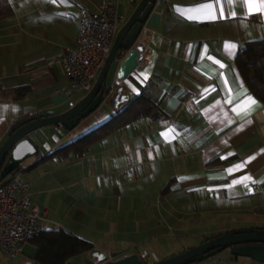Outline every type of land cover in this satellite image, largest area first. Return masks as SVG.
<instances>
[{
    "label": "crops",
    "instance_id": "1",
    "mask_svg": "<svg viewBox=\"0 0 264 264\" xmlns=\"http://www.w3.org/2000/svg\"><path fill=\"white\" fill-rule=\"evenodd\" d=\"M9 2L14 14L0 22V149L16 122L60 115L82 99L69 96L59 59L77 45L78 4L96 10L102 0ZM123 2L132 14L137 5ZM262 4L158 0L143 28L142 60L125 80L114 64L107 84L130 100L149 97L166 118H140L85 156L64 160L42 161L113 117L111 102L71 131L53 125L29 135L39 153L18 175L30 183L43 229H63L94 246L70 264H98L96 250L112 261L135 254L153 264L201 237L264 229V103L236 65L242 44L264 38ZM248 96L258 103L246 111ZM0 264L35 263L4 256ZM192 264L261 263L226 250Z\"/></svg>",
    "mask_w": 264,
    "mask_h": 264
},
{
    "label": "water",
    "instance_id": "2",
    "mask_svg": "<svg viewBox=\"0 0 264 264\" xmlns=\"http://www.w3.org/2000/svg\"><path fill=\"white\" fill-rule=\"evenodd\" d=\"M157 2L158 0H139L131 17L116 34L110 56L94 88L87 96L60 115L29 116L11 127L8 139L0 149V184L14 172H19L25 161L38 155L39 149L29 138L30 134L53 125H62L71 131L82 120L107 103L104 100V93L108 87L107 81L113 65L118 63L117 79L125 80L143 58L144 44L141 40L143 28ZM122 55L126 56L121 59ZM112 85L115 86L114 83ZM129 101L130 96L124 94V89L119 87L108 102H111L114 108L119 109L121 105ZM226 250L233 256L250 258L264 264V229L245 228L227 232L153 264H192L205 261ZM92 255L98 264H143L135 254L115 261L110 260L106 253L98 250Z\"/></svg>",
    "mask_w": 264,
    "mask_h": 264
},
{
    "label": "built area",
    "instance_id": "3",
    "mask_svg": "<svg viewBox=\"0 0 264 264\" xmlns=\"http://www.w3.org/2000/svg\"><path fill=\"white\" fill-rule=\"evenodd\" d=\"M78 5L77 45L67 48L59 59L70 80L71 98H84L92 91L124 22L120 0H102L96 10ZM114 94L115 86L108 85L104 100L110 101ZM42 221L43 213L33 203L30 183L18 173L6 178L0 185V257L21 256L24 245L43 229Z\"/></svg>",
    "mask_w": 264,
    "mask_h": 264
},
{
    "label": "trees",
    "instance_id": "4",
    "mask_svg": "<svg viewBox=\"0 0 264 264\" xmlns=\"http://www.w3.org/2000/svg\"><path fill=\"white\" fill-rule=\"evenodd\" d=\"M138 1L133 0L134 7ZM13 14L9 0H0V22ZM236 65L251 94L264 103V38L242 44L236 57ZM143 117L165 119L166 115L149 97L139 96L118 109L103 125L57 148L42 161L83 157L94 144ZM29 243L37 249L32 259L35 264H70L71 260L94 250L90 242L63 229H42ZM144 264L150 263L145 260Z\"/></svg>",
    "mask_w": 264,
    "mask_h": 264
},
{
    "label": "rangeland",
    "instance_id": "5",
    "mask_svg": "<svg viewBox=\"0 0 264 264\" xmlns=\"http://www.w3.org/2000/svg\"><path fill=\"white\" fill-rule=\"evenodd\" d=\"M126 6L127 5L125 4V2H123V0H121V2H120V13H121V15H123L124 20L127 21L131 17V15L133 13L130 14V12H128L129 10H127ZM118 31H117V33H118ZM210 237H213V235H209V236H206V237L198 238L197 240H195L193 242H187L186 245H185V249L183 248V250L182 251L180 250V251L184 252V251H186L188 249L194 248V247L204 243L205 241H207V239L210 238ZM36 251H37L36 247L33 244L28 242L23 247V253H22L21 257L25 258V259H28V260L29 259L32 260L34 255H35V253H36ZM180 251L173 252V254H171L169 257L181 253ZM3 258L4 257H0V262H2ZM11 260H13V259H11ZM74 264H83V261L77 259V260H75Z\"/></svg>",
    "mask_w": 264,
    "mask_h": 264
},
{
    "label": "snow or ice",
    "instance_id": "6",
    "mask_svg": "<svg viewBox=\"0 0 264 264\" xmlns=\"http://www.w3.org/2000/svg\"><path fill=\"white\" fill-rule=\"evenodd\" d=\"M52 2L55 3L56 0H52ZM60 2L63 3V2H65V0H60ZM248 2H249V4H252V3H253V0H248ZM201 7H206V8L211 9L212 5H210V4H208V5H202ZM261 7H264V4H262ZM233 47H234V46H233ZM247 101H248V103L245 105V109H246V111L249 110V109L251 108V106H253V105H257V103H258V102H257L253 97H251V96H248V97H247ZM250 159H252V158H250ZM242 167H243V165H237V166H236L237 169L242 168ZM229 171H231V170H229ZM242 179H243V180H251L252 178H251L250 176H245V177H243ZM240 182H241L240 180H237V181H235L234 183H240ZM253 182L255 183V181H253ZM261 183H264V181H261Z\"/></svg>",
    "mask_w": 264,
    "mask_h": 264
}]
</instances>
